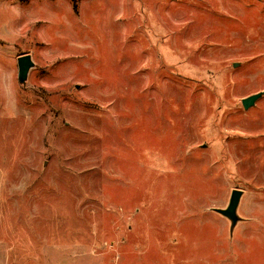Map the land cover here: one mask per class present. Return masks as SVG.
Returning a JSON list of instances; mask_svg holds the SVG:
<instances>
[{"label":"rangeland","instance_id":"1","mask_svg":"<svg viewBox=\"0 0 264 264\" xmlns=\"http://www.w3.org/2000/svg\"><path fill=\"white\" fill-rule=\"evenodd\" d=\"M262 91L264 0H0V264H264Z\"/></svg>","mask_w":264,"mask_h":264},{"label":"water","instance_id":"2","mask_svg":"<svg viewBox=\"0 0 264 264\" xmlns=\"http://www.w3.org/2000/svg\"><path fill=\"white\" fill-rule=\"evenodd\" d=\"M18 62V82L24 87H29V76L31 71L35 68V63L33 58L29 54L19 56L17 59ZM264 96V91L257 94H253L242 100V105L245 110L250 109L255 106L257 101H259ZM243 191L233 190L231 198L226 209H215L214 211L231 222V230L233 231L240 220L238 215V208L241 202V197Z\"/></svg>","mask_w":264,"mask_h":264}]
</instances>
